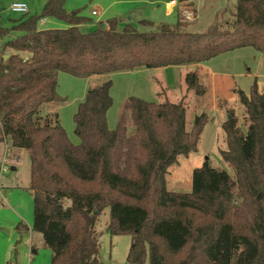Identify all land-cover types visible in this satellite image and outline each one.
Masks as SVG:
<instances>
[{
	"label": "trees",
	"instance_id": "obj_1",
	"mask_svg": "<svg viewBox=\"0 0 264 264\" xmlns=\"http://www.w3.org/2000/svg\"><path fill=\"white\" fill-rule=\"evenodd\" d=\"M48 17L68 26L40 28ZM87 21L68 13L64 0H46L41 15L0 28L2 39L17 33L0 48V141L29 153L32 230L53 251L52 264H101L96 227L106 208L110 232L132 238L131 264H264V90L257 81L249 94L239 92L247 130L233 110L222 125L227 149L221 155L236 178L207 159L194 169L188 193L170 191L167 175L179 156L198 150L208 117L196 116L187 130L184 99L157 103L130 97L110 129L108 79L88 91L74 115L79 144L57 113L42 114L44 105L62 100L60 72L88 79L204 63L246 47L264 53V0H238L224 29L204 33L181 31L180 23L141 32L130 23L119 28L116 19L86 33L80 25ZM185 80L189 90L205 95L197 72ZM16 229L28 226L20 222Z\"/></svg>",
	"mask_w": 264,
	"mask_h": 264
},
{
	"label": "rangeland",
	"instance_id": "obj_2",
	"mask_svg": "<svg viewBox=\"0 0 264 264\" xmlns=\"http://www.w3.org/2000/svg\"><path fill=\"white\" fill-rule=\"evenodd\" d=\"M45 1L0 0V28H11L15 20L26 15H41ZM170 1L64 0V7L68 13L78 12L80 16L88 19L86 23L80 25L81 31L86 33L96 30L99 26L106 27L108 21L112 19L119 21V28L130 23L141 32L155 31L160 25L175 27L180 23L181 31L204 33L214 26L224 29L226 22L234 18L238 2V0H176L178 5L172 8L171 13H168L167 3ZM15 2L25 3L29 12L12 11L11 5ZM191 3L194 6H191ZM193 7L196 10L195 20L194 18L182 19L181 11L189 9L191 12L194 10ZM93 11L96 12L95 15ZM47 20L44 27L40 28H66L68 26L64 21L53 17H48ZM144 20L153 25L142 23ZM16 35L17 33L12 32L4 39L0 37V48L4 41ZM214 62L218 63L220 69L234 73V77L231 79L218 77L212 83L213 87L209 79L205 80V89L209 91L200 101L192 95V92L181 96L187 107V130L192 128L194 118L199 114H206L208 122L201 134L198 151L191 153L190 158L185 155L179 156V161L170 167L168 173L170 191L179 188L181 192H189V189H192L194 169L201 167L207 159L213 167L226 170L234 179L236 178L234 168L221 155V151L227 148L222 125L229 117L228 111L233 110L239 119V125L247 130L249 119L240 103L239 92L249 94L255 81H257L260 92L264 90V53L252 47H246L221 55ZM174 72L167 74L169 84L175 87L173 95L181 87L178 73ZM155 76L156 74L151 70H134L117 72L108 78L113 82L111 88L113 104L107 114L110 129L117 127L124 113L125 103L130 97L141 98L148 102L164 101V96L160 98L158 92H155L158 87L160 88ZM103 81L94 79L89 82L87 79L60 72L58 94L62 100L57 103V111L53 108L51 113L42 111V114L53 116L58 112L60 124L69 138L74 144H79L81 140L75 133L74 115L80 103L85 100L89 89L96 85L93 82L101 85ZM53 119L52 117L50 119L52 123ZM5 151H7L5 144L0 145V188H2L0 201L4 203L0 206V264H6L8 261L14 264H52L53 251L45 245L42 234L32 230L34 201L33 194L28 187L31 178L30 156L27 154L24 159L12 164L4 156V153L7 155ZM12 167H17V170H12ZM4 197H7V200ZM109 221L110 208H106L99 216L96 227L100 242L101 264H131L128 262L131 236L113 235L108 227ZM20 222L30 226L31 231L25 233L18 231L16 227ZM145 264L149 262L146 261Z\"/></svg>",
	"mask_w": 264,
	"mask_h": 264
},
{
	"label": "crops",
	"instance_id": "obj_3",
	"mask_svg": "<svg viewBox=\"0 0 264 264\" xmlns=\"http://www.w3.org/2000/svg\"><path fill=\"white\" fill-rule=\"evenodd\" d=\"M190 3V1H189ZM186 4H188V2H186ZM178 5V1H176L175 4H171V1L169 3H167V12L168 13H171L172 12V8L174 6H177ZM191 6H194L193 3H191ZM194 8V7H193ZM184 11H190L189 9H183L181 11V16H182V19L183 18H186V14L184 13ZM192 14H193V17H194V20L196 18V10L194 8V10H191ZM181 19V20H182ZM187 19V18H186ZM189 20V19H187ZM235 51V50H234ZM232 52V51H231ZM229 52H226L224 54H227ZM224 54H221V55H224ZM221 55L217 56V57H214L212 58L211 60L209 61H206L204 63H199V64H194V65H185V66H169V67H164V68H155V69H143L142 71L144 70H151V71H154V73L156 74L155 76V79L157 80L158 84L160 85V88L158 87L155 92H158L159 94V97L161 98V96H164V101L161 100L160 103H163L165 101H171V102H178V101H181L183 97L181 96H184L187 92H192V95H194L195 98H199L198 100L200 101L201 99H203L204 97L203 96H197L193 90H189L188 89V86L186 84V75L189 73V72H192V71H195L197 72L198 74V77H199V80H200V83L204 86V82L205 80L209 79L210 82H211V87L212 86V83L215 82V80L218 78V77H225V78H230L231 77H234V73H230L228 71L225 70H222L220 69V67H218V63L215 64L214 61H216V59H218V57H220ZM176 71V72H174ZM129 72V71H128ZM170 72H174V73H178V76H179V80H180V83H181V87L180 89L178 90V92L173 95L174 93V88L173 85H170L169 84V81H168V73ZM113 75V74H112ZM111 77V75H101V76H92L90 78H88L87 80L90 81H93L94 79H98V80H104L102 83H104L105 81L108 80V78ZM107 79V80H106ZM93 84H96L95 86H98L100 85L99 83H94ZM95 86H92V87H95ZM91 87V88H92ZM205 87V86H204ZM209 90H207L206 88V92H208ZM212 92V91H211ZM163 94V95H161ZM173 97H175V99H173ZM196 99V100H197ZM176 101V102H175ZM57 103L56 102L55 104H46L42 107V110L43 111H46L48 114L52 112L53 108L57 111ZM245 110V109H244ZM58 113V112H57ZM200 115V114H199ZM207 126V125H206ZM206 128V127H205ZM204 128V130H205ZM225 132V131H224ZM226 136V134H224V137ZM226 139V138H225ZM5 144L6 146V150L5 152H7V155L6 153H4L8 159H9V162H11L12 164H16L19 160L21 159H24L27 154L29 155V153L25 150V149H21V148H17V147H14L11 142H9L7 139L3 140V141H0V145H3ZM8 147V148H7ZM227 149V148H226ZM225 149V150H226ZM198 151V150H197ZM196 151V152H197ZM195 152V153H196ZM194 153V152H192ZM190 155L191 153L188 155L189 158H190ZM5 157V158H6ZM0 160H1V157H0ZM4 160V159H2ZM178 161H179V157H178ZM1 164V162H0ZM30 164H31V160H30ZM12 170H17V167H12ZM170 172V171H169ZM169 174L167 175V186L168 188L170 187V180H169ZM31 179V178H30ZM29 184H30V180H29ZM29 184H28V187H29ZM176 190V191H175ZM190 191L192 189H189ZM173 191L175 192H181V189L179 188H176L174 189ZM187 191V190H186ZM189 191V192H190ZM32 194H33V191L31 190ZM188 193V192H187ZM0 194L2 195V188H0ZM1 197L0 196V200H1ZM5 200H7L6 198L7 197H4ZM4 203L0 201V206H2ZM19 224V223H18ZM28 226V225H27ZM27 231H31V227L28 226V229L27 230H22L23 233L27 232ZM33 248V247H32ZM14 264V263H13Z\"/></svg>",
	"mask_w": 264,
	"mask_h": 264
},
{
	"label": "built area",
	"instance_id": "obj_4",
	"mask_svg": "<svg viewBox=\"0 0 264 264\" xmlns=\"http://www.w3.org/2000/svg\"><path fill=\"white\" fill-rule=\"evenodd\" d=\"M175 3H176V0H171V4H175ZM11 10L14 11V12H20V13H27V12H29L28 6L25 3H20V2L13 3L11 5ZM184 13L186 14L185 16H186L187 19H193L194 18L192 12H190V11H184ZM93 14L95 15L96 12L93 11ZM47 21H48L47 18H42L40 20V25L42 27H44V25L47 23Z\"/></svg>",
	"mask_w": 264,
	"mask_h": 264
},
{
	"label": "water",
	"instance_id": "obj_5",
	"mask_svg": "<svg viewBox=\"0 0 264 264\" xmlns=\"http://www.w3.org/2000/svg\"><path fill=\"white\" fill-rule=\"evenodd\" d=\"M159 25V24H158ZM9 55H6L5 58H7ZM90 90V89H89Z\"/></svg>",
	"mask_w": 264,
	"mask_h": 264
}]
</instances>
